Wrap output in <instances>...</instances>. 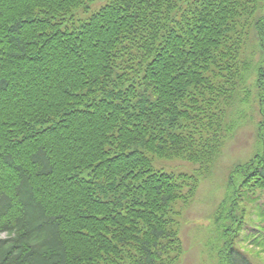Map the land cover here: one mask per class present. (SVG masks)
<instances>
[{
  "label": "trees",
  "instance_id": "1",
  "mask_svg": "<svg viewBox=\"0 0 264 264\" xmlns=\"http://www.w3.org/2000/svg\"><path fill=\"white\" fill-rule=\"evenodd\" d=\"M263 9L0 0V264H178L174 206L195 196L251 90L262 150L230 186L264 191Z\"/></svg>",
  "mask_w": 264,
  "mask_h": 264
},
{
  "label": "rangeland",
  "instance_id": "2",
  "mask_svg": "<svg viewBox=\"0 0 264 264\" xmlns=\"http://www.w3.org/2000/svg\"><path fill=\"white\" fill-rule=\"evenodd\" d=\"M252 46L247 45L248 51ZM252 52L259 56L258 50ZM255 79L256 74L254 83ZM251 91V105L244 107L245 111L249 109L247 115L229 116L237 120L238 128L223 142L213 167L196 186L193 199L174 206L182 251L178 264H264V191L243 196L230 186L234 169L262 150L254 123L258 117L254 102L257 92ZM154 165L175 176L198 171L192 163L177 159H157ZM239 184L240 179H236V186Z\"/></svg>",
  "mask_w": 264,
  "mask_h": 264
}]
</instances>
